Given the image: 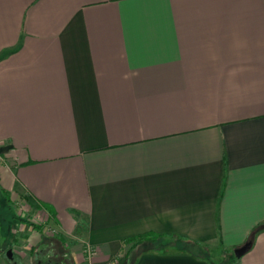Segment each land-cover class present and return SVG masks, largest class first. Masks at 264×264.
Segmentation results:
<instances>
[{"label":"crops","instance_id":"0c3cea01","mask_svg":"<svg viewBox=\"0 0 264 264\" xmlns=\"http://www.w3.org/2000/svg\"><path fill=\"white\" fill-rule=\"evenodd\" d=\"M3 203L16 264L58 240L72 264H214L125 244L146 234L242 247L264 227V0H0ZM237 264H264V230Z\"/></svg>","mask_w":264,"mask_h":264},{"label":"rangeland","instance_id":"374dc122","mask_svg":"<svg viewBox=\"0 0 264 264\" xmlns=\"http://www.w3.org/2000/svg\"><path fill=\"white\" fill-rule=\"evenodd\" d=\"M0 207V244L9 245V242H11V240L8 226L11 225L10 230H13L16 234H19V228L21 229V231L24 230L25 223L23 222L26 221L20 220L22 212L18 207L14 208L13 206L11 207L9 205L7 209L5 203H3V205L0 204ZM51 236L52 235H48V237H50L52 240H56ZM172 244L175 246L176 251L182 250V245L179 242H172ZM48 247H50V250L53 251V254H50L49 256L47 254L45 255L46 258H49L48 262H50L51 264H72V255L70 254V251L66 249L60 243V241H52ZM205 248L207 249L206 253L204 254L206 258L212 259L216 264H231L228 258L232 251H230V253H224L222 249L214 246H206ZM188 252L195 253V250L188 248ZM44 259L45 258L39 256V254H35L34 257H31L32 264H35L36 261H38L39 264L43 262ZM0 264H16V260L13 259L9 262L4 258V254L1 253Z\"/></svg>","mask_w":264,"mask_h":264},{"label":"trees","instance_id":"16d2710c","mask_svg":"<svg viewBox=\"0 0 264 264\" xmlns=\"http://www.w3.org/2000/svg\"><path fill=\"white\" fill-rule=\"evenodd\" d=\"M262 230H264L263 226L256 227L249 235L245 244H248L251 248L255 241L256 235ZM172 242L173 243L179 242L182 245V251L187 253H192V252H188V248L194 249L195 253L193 254H195L197 257L211 261L212 263L216 264L215 262H213L212 259H208L204 256V254L207 251V249L205 248L206 246L197 242L189 241L188 239H184V238H179V237L166 238L162 235L146 234L129 239L125 241V244L126 245L131 244L134 249L140 248L142 252H160L162 250H165L167 247L172 246L173 245ZM228 260L230 261L231 264H237L240 259H236L232 251L231 254L229 255Z\"/></svg>","mask_w":264,"mask_h":264},{"label":"water","instance_id":"95a60500","mask_svg":"<svg viewBox=\"0 0 264 264\" xmlns=\"http://www.w3.org/2000/svg\"><path fill=\"white\" fill-rule=\"evenodd\" d=\"M249 250H250V246L248 244H245L242 247L234 249L233 254L236 259H241ZM4 257L7 261L9 262L12 261L13 252L11 250L7 251Z\"/></svg>","mask_w":264,"mask_h":264},{"label":"built area","instance_id":"2783aa9c","mask_svg":"<svg viewBox=\"0 0 264 264\" xmlns=\"http://www.w3.org/2000/svg\"><path fill=\"white\" fill-rule=\"evenodd\" d=\"M51 234L55 235V232H52ZM84 255L86 256V264H92L91 261L95 257L96 253L90 246H87L85 248Z\"/></svg>","mask_w":264,"mask_h":264}]
</instances>
